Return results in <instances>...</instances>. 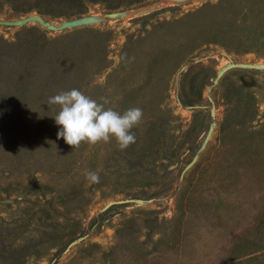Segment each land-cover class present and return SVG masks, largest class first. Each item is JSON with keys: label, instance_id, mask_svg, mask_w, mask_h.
<instances>
[{"label": "rangeland", "instance_id": "374dc122", "mask_svg": "<svg viewBox=\"0 0 264 264\" xmlns=\"http://www.w3.org/2000/svg\"><path fill=\"white\" fill-rule=\"evenodd\" d=\"M121 1L0 0L54 27L0 26V264H264V0ZM72 89L136 142L58 139Z\"/></svg>", "mask_w": 264, "mask_h": 264}, {"label": "clouds", "instance_id": "9594fccd", "mask_svg": "<svg viewBox=\"0 0 264 264\" xmlns=\"http://www.w3.org/2000/svg\"><path fill=\"white\" fill-rule=\"evenodd\" d=\"M101 100L98 102L78 89L49 97V105L59 106L58 113L53 117L60 126L57 138H63L74 149L81 143L96 145L108 143L113 138L122 151L135 143L136 137L131 129L140 123L142 109L132 107L120 113L111 107L105 108L109 103L106 98ZM86 178L94 183L99 182L96 172H86Z\"/></svg>", "mask_w": 264, "mask_h": 264}, {"label": "trees", "instance_id": "16d2710c", "mask_svg": "<svg viewBox=\"0 0 264 264\" xmlns=\"http://www.w3.org/2000/svg\"><path fill=\"white\" fill-rule=\"evenodd\" d=\"M40 1H43L45 5L56 3V5L62 9L70 5L72 7V10H68V12L61 14V17H71V16L73 17V16L83 15L87 12V6L89 4L103 3L105 7L110 10H115L125 5L121 0H40ZM134 3L135 2L131 0L130 2L127 3V5H132ZM40 41L44 44H48V41L45 40V38L43 37L40 39ZM5 49L7 48L1 46L0 55L6 53Z\"/></svg>", "mask_w": 264, "mask_h": 264}, {"label": "water", "instance_id": "95a60500", "mask_svg": "<svg viewBox=\"0 0 264 264\" xmlns=\"http://www.w3.org/2000/svg\"><path fill=\"white\" fill-rule=\"evenodd\" d=\"M32 21L39 22L46 29H49V30L54 29V27L49 22L42 21L38 17H36V18H25L22 20H0V26L1 27H22V26H25ZM79 23L80 22H78V21H72L69 23H64L59 27V29L60 30L68 29V28L76 26Z\"/></svg>", "mask_w": 264, "mask_h": 264}]
</instances>
